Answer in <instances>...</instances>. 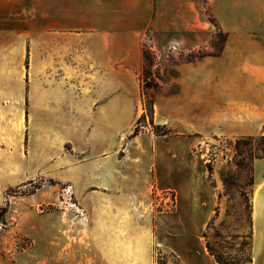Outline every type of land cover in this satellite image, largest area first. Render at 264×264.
Instances as JSON below:
<instances>
[{"label": "crops", "instance_id": "0c3cea01", "mask_svg": "<svg viewBox=\"0 0 264 264\" xmlns=\"http://www.w3.org/2000/svg\"><path fill=\"white\" fill-rule=\"evenodd\" d=\"M215 3L233 24L242 8ZM51 10L0 0V264H156L158 249L219 264L204 236L221 204L208 142L264 134V46L230 34L219 54L171 65L154 115L171 135L144 126L132 136L145 111V36L157 51L207 46V0H57ZM41 174L70 188L66 209L41 211L39 191L22 194ZM253 175L251 264H264V157ZM164 191L172 210L155 203Z\"/></svg>", "mask_w": 264, "mask_h": 264}, {"label": "rangeland", "instance_id": "374dc122", "mask_svg": "<svg viewBox=\"0 0 264 264\" xmlns=\"http://www.w3.org/2000/svg\"><path fill=\"white\" fill-rule=\"evenodd\" d=\"M57 0H43L45 7V18L51 17L53 2ZM84 0H73L80 6ZM235 8H242L231 12L230 20L233 24L227 25L215 10L217 0H207V15L212 24L213 37L207 46L192 50L194 54L203 56L217 55L225 46L228 35L246 34L252 37L253 51H259L264 43L260 42V36H264V0H233ZM243 9H245L243 11ZM82 13V11H77ZM50 29V28H49ZM48 28L45 27V32ZM153 51L155 73H164L175 63L185 62L189 58L191 51L172 50L157 51L153 48L152 36L148 33L143 41ZM34 53V50H32ZM31 52L30 55L33 54ZM30 66V62H29ZM142 85V81H141ZM154 89H147L144 95V104L147 98H151ZM146 107V105H145ZM145 112V111H144ZM146 126L153 129L150 117L145 119ZM154 130V129H153ZM251 136L240 138L213 137L208 144V167L214 180L220 184L221 204L219 214L214 222V229L210 230L211 240L216 243L217 249L225 260L234 264H247L250 254L251 235V197L253 191V163L257 156L263 153L257 148L256 139ZM258 137V136H253ZM244 139V140H243ZM240 146L237 148V142ZM223 174L228 178L229 183L225 184ZM67 184L59 183L46 174H41L35 179V183H29L28 187L21 191L27 195L39 191V196L43 201L38 209L48 211L53 209H66L65 206L71 201L69 194L64 189ZM40 189V190H39ZM17 189L8 192L7 197L15 194ZM9 195V196H8ZM2 226V225H1ZM216 228V229H215ZM2 229L0 228V233ZM220 236H213L216 232ZM158 257H162V264H181L170 251L164 249L157 250ZM158 264V262H156Z\"/></svg>", "mask_w": 264, "mask_h": 264}, {"label": "trees", "instance_id": "16d2710c", "mask_svg": "<svg viewBox=\"0 0 264 264\" xmlns=\"http://www.w3.org/2000/svg\"><path fill=\"white\" fill-rule=\"evenodd\" d=\"M152 54H153V51L150 50V48L146 44H144V47H143L144 63H143V72H142V76H141V79H142L141 88H142L143 95L146 94V90L147 89L153 88L154 92H153L151 98H147V100L145 101V105H146L145 112L139 118V120L137 122V126H136L132 136L137 135L141 131V128L146 126L145 119H146L147 115L150 117V123L152 124L153 129H154V131L157 134H162V135H168L169 136L172 133L171 128H169L168 126L155 124V122H154L155 95L163 88L164 84L169 81V75H168V68H166L164 70V73L162 75H161L160 72L159 73H155L153 71V68H154V65H155V61H154V58L152 57ZM189 56L190 57L187 58L185 61H190V62L191 61H195V60L203 57V54L196 55V54H194L193 51H191ZM250 138L251 139L252 138L256 139L257 148L259 149V151H261L263 153L262 155L257 156V158L264 157V134L260 135L258 137L251 136ZM240 141L241 140H238V142H237V148L240 146ZM223 180H224L225 184L229 183L228 178L224 174H223ZM253 183H254V175H253ZM16 192H15V194H16ZM15 194H13V195H15ZM22 194H26V193L22 192ZM220 198H221V195H220ZM8 209H9V200L4 206L0 207V217L1 218L7 213ZM251 209H252V205H251ZM218 214H219V207L217 208V211H216L214 217L211 219V221H210V223L208 225V228H207V230L204 233V236L206 237V240H207V247H208V250L210 251V253L212 255H214V257L216 258V260L218 261L219 264H234L233 262L225 260L223 258V256L221 255V253L217 249L216 243L211 240L212 238H211L210 230L214 229V222H215L216 218L218 217ZM213 236L219 237L220 234L217 231ZM250 240H251V242H250V254H249V259L247 261V264H251V262H252V256H251V248H252V219H251ZM172 255L181 263L179 257L176 254L172 253ZM162 260H163L162 257H158V260H157L158 264H162L163 263Z\"/></svg>", "mask_w": 264, "mask_h": 264}, {"label": "built area", "instance_id": "2783aa9c", "mask_svg": "<svg viewBox=\"0 0 264 264\" xmlns=\"http://www.w3.org/2000/svg\"><path fill=\"white\" fill-rule=\"evenodd\" d=\"M64 191L72 194L69 187L65 188ZM155 203L159 209L172 210L175 207V194L172 191H164L155 196Z\"/></svg>", "mask_w": 264, "mask_h": 264}]
</instances>
